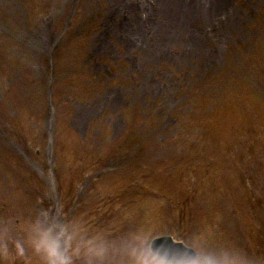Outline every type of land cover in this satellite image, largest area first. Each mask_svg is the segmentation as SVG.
Masks as SVG:
<instances>
[{"label": "rangeland", "instance_id": "obj_1", "mask_svg": "<svg viewBox=\"0 0 264 264\" xmlns=\"http://www.w3.org/2000/svg\"><path fill=\"white\" fill-rule=\"evenodd\" d=\"M53 1L15 0L23 23L26 20L45 24L53 20L50 30H45L48 47L65 42L74 27L68 20L78 18L70 13L66 18L61 6ZM11 2L0 0V16ZM95 2L91 9L94 15L115 12L110 0H104L106 11L101 7V0ZM257 3H264V0H255L248 9L254 12ZM231 5L238 10L235 4ZM220 8L223 9L224 4ZM221 9L218 8L214 15L220 16ZM123 10L121 7V14ZM154 23L157 33L161 30L158 38L147 37L126 51L128 40L122 38L118 30L104 29V36L112 35L120 45L121 58L127 64L116 62L117 53L109 50L101 65L105 70H94L98 76L86 64L87 39L82 38L77 46L67 45L58 65L64 74L73 65L74 76L78 79L63 75L59 89L52 93L49 84L48 88L45 84L40 86L36 76H30L28 62L33 59L25 61L26 69L21 73L22 63H15L14 56L0 48V83L10 90L6 101L0 99V117L8 121V125L0 124V129L7 133V136L0 135V140L6 147L15 146L13 141L30 134V127L40 135L39 143L45 145L46 153L34 158L32 163L43 176L45 201L55 218L67 219L58 197L54 196V172L56 179L62 175L67 179L73 177L77 185L82 183L83 177L86 180L91 176L86 183L91 193L79 200L77 206L80 210L102 209L107 221L104 228L94 229L96 235L90 232L92 240L119 242L139 236L146 242L157 234L156 230H162L160 233L177 230L197 248L200 259L227 254L243 258L248 264H264V40L261 51H252V48L245 51L242 66L218 77L215 86L210 84L192 92L169 95L164 94L165 83H162L160 88L156 86L147 95L135 98L130 94L132 86H137L125 73L127 66V72H136L138 75L134 77L140 80L152 78L153 71L147 69L157 63L172 67L161 71H170L171 75L173 70L180 71L181 65L189 72L195 66L219 64L231 34L225 22L205 33L204 29L208 28L199 17L182 25L180 20L164 15ZM245 48L247 46H241ZM237 49L236 45L232 50L236 56ZM221 51V56H217ZM132 55L137 58L133 60ZM16 65L20 67L18 70L13 68ZM39 67L44 71L46 83L48 70L41 63ZM13 69L19 71L15 78L9 76V70ZM158 76L170 80L168 74L159 73ZM121 85L123 88H118ZM139 88H143L142 81H139ZM222 99L227 100L223 106ZM213 105L217 108H212ZM47 130L49 135L54 134V139L49 137ZM204 132H208L207 143L202 148L200 160L206 170L184 169L182 161H192L196 157ZM75 133L78 140L74 139ZM125 134L133 135L146 148L122 162L116 153V142L123 141ZM91 151L96 158L91 157ZM235 152L244 153L243 159L237 160ZM77 153L82 154L78 161L72 159ZM229 153L238 165L236 177L232 178L230 173L226 178L229 172L226 155ZM116 156L120 161H116ZM90 157L92 162L99 159V163L92 164ZM210 158L214 160L212 165H208ZM246 161L251 165L245 164ZM211 182L216 187L210 185ZM237 182L238 188L234 186ZM196 194L203 200L195 198ZM4 201L9 203L10 199ZM142 203L148 207L139 209ZM230 206L233 212L229 211ZM43 208L41 205L35 208L33 222ZM149 210L159 212L158 221L144 222L143 214L147 217ZM225 211L233 216L230 218L232 228L224 223ZM71 219L73 221L74 216ZM26 228L23 226L16 231L9 228L3 233L5 243L2 247L6 246L8 253H16L14 241L25 243ZM146 229L151 231L146 233ZM25 251L29 253H25L24 258L33 253L27 246ZM9 259L10 264L21 263L13 257Z\"/></svg>", "mask_w": 264, "mask_h": 264}, {"label": "clouds", "instance_id": "obj_2", "mask_svg": "<svg viewBox=\"0 0 264 264\" xmlns=\"http://www.w3.org/2000/svg\"><path fill=\"white\" fill-rule=\"evenodd\" d=\"M56 227L37 218L25 229V243L14 241L13 259L24 261L27 246L41 258L38 264H248L243 258L227 254L200 259L191 249L174 250L170 245L156 244L155 240L145 242L139 236L126 241L100 242L82 236L83 230L76 222L60 225L58 232ZM7 254L6 246L0 248V255Z\"/></svg>", "mask_w": 264, "mask_h": 264}, {"label": "bare ground", "instance_id": "obj_3", "mask_svg": "<svg viewBox=\"0 0 264 264\" xmlns=\"http://www.w3.org/2000/svg\"><path fill=\"white\" fill-rule=\"evenodd\" d=\"M175 3V0H159V7L161 8V6H163L171 9L175 5ZM189 4H191L192 6V2H189ZM214 4L215 2L213 0H204L202 4V9L207 8V11H209L213 8ZM195 11L197 12L198 9H195ZM205 21L207 20L205 19Z\"/></svg>", "mask_w": 264, "mask_h": 264}]
</instances>
